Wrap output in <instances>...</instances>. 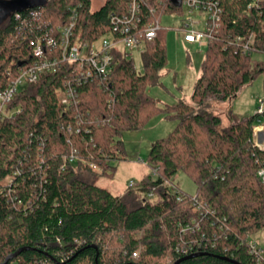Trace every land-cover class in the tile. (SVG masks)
Masks as SVG:
<instances>
[{
    "label": "trees",
    "instance_id": "1",
    "mask_svg": "<svg viewBox=\"0 0 264 264\" xmlns=\"http://www.w3.org/2000/svg\"><path fill=\"white\" fill-rule=\"evenodd\" d=\"M202 1L216 3L221 16L202 56L192 104L161 107L148 93L166 66L163 29L145 43L141 72L116 54L105 78L77 83L74 65L63 62L8 104L18 112L0 120V264L24 248L6 264H174L195 253L203 254L178 264H232L221 258L258 264L247 236L264 229L258 175L264 149L254 142L264 111L241 119L231 114L230 125L221 127L207 101H225L264 75V58L256 57L264 56V0ZM129 2L104 0L92 10L91 0H47L7 15L0 24V90L32 62L34 40L52 38L48 54L57 52V28L73 13L72 40L91 43L121 26ZM137 2L138 28L181 12L175 0ZM68 87L75 95L64 105L58 96ZM159 115L175 126L151 145L150 171L135 182L140 189L115 196L98 187L125 159L121 134ZM178 172L193 181L194 194L172 186ZM191 219L199 229L182 233L178 224ZM182 246L191 250L184 254ZM259 261L264 264V256Z\"/></svg>",
    "mask_w": 264,
    "mask_h": 264
},
{
    "label": "built area",
    "instance_id": "2",
    "mask_svg": "<svg viewBox=\"0 0 264 264\" xmlns=\"http://www.w3.org/2000/svg\"><path fill=\"white\" fill-rule=\"evenodd\" d=\"M180 9H186V15L182 18L180 26L175 29L176 37L180 38L185 44L197 45L206 47L208 41L212 38L214 32L218 28L220 21L221 10L218 5L211 1L202 0H178ZM138 2L130 0L128 6V17L124 18L121 26H116L113 31L101 36L98 40L91 43H81L72 40L73 28L75 26L76 14L73 13L69 22L57 28L59 43L56 46V53L48 54V49L54 46L52 38H46L43 43L41 39H36L30 43L32 62L20 68L14 79L10 81L3 89L0 90V120L4 117L12 116L18 110H9L8 104L13 100L15 95L28 84L37 81L43 73H55L58 71L63 62L74 65L72 77L75 82H86L94 77L105 78L110 74L116 54L127 61L135 60V57H140L144 51L145 43L156 37V34L161 30L160 20H155L146 24L142 28H138ZM118 33V36L115 35ZM47 50V51H46ZM242 51L248 53V48L244 47ZM68 85V84H67ZM74 90L70 87L59 93V100L62 104L68 105L74 99ZM261 106L257 112H263L264 101H261ZM258 175L264 181V171L260 170ZM126 189L139 190L134 181L127 183ZM172 193L176 191L171 188ZM146 196L153 198L152 193H147ZM176 200L180 201V196H176ZM196 206L197 200L194 197ZM197 211L199 206L195 208ZM201 214H199L200 216ZM178 228L182 233L193 232L198 230V224L194 219H191L185 224H178ZM250 253L253 258L257 259L259 264L260 256L263 257L261 248L257 243L250 240V235L247 236ZM180 250L186 254L191 250V246H182ZM138 254V251L133 253V257Z\"/></svg>",
    "mask_w": 264,
    "mask_h": 264
},
{
    "label": "rangeland",
    "instance_id": "3",
    "mask_svg": "<svg viewBox=\"0 0 264 264\" xmlns=\"http://www.w3.org/2000/svg\"><path fill=\"white\" fill-rule=\"evenodd\" d=\"M104 0H91V9L98 10ZM186 9L180 13L164 15L160 26L165 30L166 66L161 72L160 84L149 88L148 93L156 99L161 107L178 101L191 103V93L200 74V63L206 47L187 45L176 37L175 29L180 26ZM264 58V56H256ZM133 65L136 71H142L141 58L135 57ZM264 101V75L257 76L251 83L244 85L235 96L225 101L210 98L208 110L221 119V127L231 123V114L241 119L257 112ZM264 111V104H263ZM175 122L166 120L162 115L152 118L147 125L137 131L123 132L120 140L125 150V159L116 163V172L112 179L101 178L96 184L112 195L118 196L127 191L129 181H140L150 171L147 165L148 151L157 139L167 136ZM254 142L264 149V125L254 128ZM153 179H155L153 177ZM172 186L190 195L195 192V184L185 174L178 172ZM154 197V196H153ZM250 240L257 243L264 256V229L250 235Z\"/></svg>",
    "mask_w": 264,
    "mask_h": 264
},
{
    "label": "water",
    "instance_id": "4",
    "mask_svg": "<svg viewBox=\"0 0 264 264\" xmlns=\"http://www.w3.org/2000/svg\"><path fill=\"white\" fill-rule=\"evenodd\" d=\"M178 4V0H175ZM47 0H7V1H0V24L4 20V18L9 14H20L24 12H28L34 8L44 6ZM26 250L19 249L15 253L7 256L2 264H6L9 260L15 258L19 255L22 251ZM203 253H195L189 256L183 257L177 260L174 264H178L184 260L191 259L197 256H201ZM222 260H226L232 264H240L234 260H230L227 258H221Z\"/></svg>",
    "mask_w": 264,
    "mask_h": 264
},
{
    "label": "crops",
    "instance_id": "5",
    "mask_svg": "<svg viewBox=\"0 0 264 264\" xmlns=\"http://www.w3.org/2000/svg\"><path fill=\"white\" fill-rule=\"evenodd\" d=\"M187 45H192V44H187ZM122 194H123V192L120 195H122Z\"/></svg>",
    "mask_w": 264,
    "mask_h": 264
}]
</instances>
